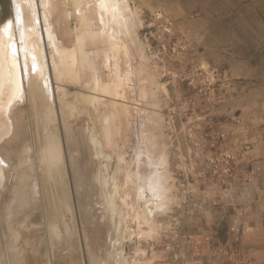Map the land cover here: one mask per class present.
I'll list each match as a JSON object with an SVG mask.
<instances>
[{
	"label": "rangeland",
	"instance_id": "374dc122",
	"mask_svg": "<svg viewBox=\"0 0 264 264\" xmlns=\"http://www.w3.org/2000/svg\"><path fill=\"white\" fill-rule=\"evenodd\" d=\"M95 1L82 26L53 3L77 66L43 41L33 74L0 0L24 95L0 101V264H264V0H121L108 37Z\"/></svg>",
	"mask_w": 264,
	"mask_h": 264
},
{
	"label": "bare ground",
	"instance_id": "6f19581e",
	"mask_svg": "<svg viewBox=\"0 0 264 264\" xmlns=\"http://www.w3.org/2000/svg\"><path fill=\"white\" fill-rule=\"evenodd\" d=\"M66 1L67 0H15V7H14L15 10L14 9L13 10L15 12L17 33L21 43L20 52L22 54V59L26 60L29 66H31V68L33 69V74H36L35 71L40 69L42 66L44 72L45 73L47 72L43 41H46L51 48L53 65L55 68L60 67L61 70H65L64 71L65 73L72 74L73 73L72 67L77 66V59L75 58V56H73L72 58L66 57L68 51L66 50V48H64V46H62V42H60V40L57 38V35L54 32V24L52 23L53 18L51 19L50 17L51 13L49 14L50 12L49 10L52 7L53 3H55L56 5L57 3H60L58 5L61 7L62 5L64 6ZM95 2L97 3L96 9L98 10L97 11L99 15L98 18H100L102 23L101 25L103 29L102 30L103 37L107 36L105 34L106 33L105 26L107 25H105L104 23L106 22L111 23L113 21V23H116L117 25L120 26L126 22L125 12L121 0H97ZM91 3L92 2H90V0H77V3L75 4L77 8L75 15L81 14L82 12L84 13V11L86 12L81 17L80 20L81 26L83 25L82 23L86 22L87 19L89 21V16H90L89 14H91V11L93 10L91 7ZM93 4L95 5V3ZM4 11L5 9L3 8V6L0 7V101L2 99V95H5L6 98H8V100L11 99L12 97L13 98L19 97L20 95V99H21L20 103H22V101L24 100V95L20 93V89L22 85L21 83L22 72L20 68V63L18 61V53H16L17 46L15 43V35L12 30L11 22L3 21ZM91 20H90V24L93 23L91 22ZM86 24L87 23H85V25ZM90 31H91L90 28L87 27L85 33L86 34L90 33L91 36H94L93 33L94 31L92 32ZM111 40L112 39H108V41ZM109 43L111 44V42ZM85 44L86 42L84 41V38L82 36L79 39V45L75 46L73 49L74 51H77L78 48H80L81 52L83 53V58L81 61H79L80 67L81 68L87 67L94 72L95 69L91 61L92 58H90V54L85 50V46H86ZM112 45L113 48L114 46H118L116 43ZM62 73L63 71L60 72V75H62ZM93 80L95 83L100 82L94 77ZM47 139L49 140V137H47ZM46 157L47 159H50V165H51L50 170H51L58 164L59 155L53 149H51L49 151H46ZM39 165L42 166V164L40 163ZM45 171L46 168L44 167L42 169V172ZM6 180H7L6 175L1 170L0 187H2L5 184ZM46 180L47 179L44 177V182H46Z\"/></svg>",
	"mask_w": 264,
	"mask_h": 264
}]
</instances>
